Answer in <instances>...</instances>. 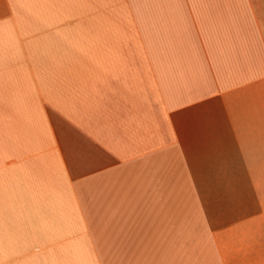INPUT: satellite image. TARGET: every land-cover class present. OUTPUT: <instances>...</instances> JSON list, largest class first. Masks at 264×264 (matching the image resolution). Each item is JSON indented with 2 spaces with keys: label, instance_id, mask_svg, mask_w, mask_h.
I'll return each instance as SVG.
<instances>
[{
  "label": "crops",
  "instance_id": "0c3cea01",
  "mask_svg": "<svg viewBox=\"0 0 264 264\" xmlns=\"http://www.w3.org/2000/svg\"><path fill=\"white\" fill-rule=\"evenodd\" d=\"M0 264H264V0H0Z\"/></svg>",
  "mask_w": 264,
  "mask_h": 264
}]
</instances>
